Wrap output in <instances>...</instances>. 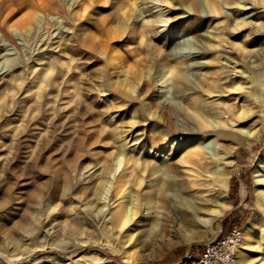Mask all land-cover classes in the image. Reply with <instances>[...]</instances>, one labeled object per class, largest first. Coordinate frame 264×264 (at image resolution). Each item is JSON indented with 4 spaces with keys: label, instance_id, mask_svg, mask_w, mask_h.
<instances>
[{
    "label": "rangeland",
    "instance_id": "374dc122",
    "mask_svg": "<svg viewBox=\"0 0 264 264\" xmlns=\"http://www.w3.org/2000/svg\"><path fill=\"white\" fill-rule=\"evenodd\" d=\"M220 1L223 12L219 14L209 10L206 0H165L163 5L162 1L148 5L152 8L145 14L150 23L163 22L150 29L148 38L137 39L149 48H145L146 55L128 59V63H136L133 72L141 80L131 91L130 86H124L126 82L123 86L119 83L125 79L119 74V61L111 66L104 58L88 55L82 48L76 50L72 44L76 31H91L117 54H131L137 46L128 34L138 23L133 16L126 21L120 15L121 0H92L86 12L75 16L60 8L49 10L60 16L67 28L56 39L59 44L47 37L41 39L46 31L54 30L50 23L32 30L0 28V37L6 38L11 53L0 66V264H203L199 258L205 244L231 230L242 231L254 213V172L264 159V3ZM243 22L252 23L243 26ZM201 42L207 45L203 53ZM240 45L251 54L243 55ZM49 59L53 60L50 66ZM175 65L185 88L173 83L170 70ZM147 84L151 85L149 91L143 88ZM37 100L40 106L35 109ZM229 108L239 118L232 122L233 130L227 128L230 136L219 143L209 130L212 127L201 135L187 133L200 127L209 112L222 118ZM164 111L171 115L167 123L162 119ZM199 136H205L202 142L208 157L217 151L222 157L208 169L217 168L221 175L213 176L226 178V193L196 214L180 210L183 221L171 224L170 232L163 231V217L169 211L159 206L153 209L154 196L151 205L147 204L149 194L159 188V181H154L158 174L153 176L152 169L157 162H178L182 144ZM154 139L168 145V150L155 146ZM104 146L114 156L138 158L142 169L129 177L127 188L142 193V206L126 225L114 194L116 177L105 200L98 199L106 167L98 163L96 152ZM109 160L108 165L113 156ZM262 167L264 176V164ZM65 181L68 187L63 205L69 210L56 215L47 208ZM130 198L126 203H132ZM18 202L22 206L17 213ZM222 207L226 209L210 221L213 211ZM259 216L264 223V213ZM178 224L191 232L192 242H178ZM258 252L256 264H264L263 243Z\"/></svg>",
    "mask_w": 264,
    "mask_h": 264
},
{
    "label": "bare ground",
    "instance_id": "6f19581e",
    "mask_svg": "<svg viewBox=\"0 0 264 264\" xmlns=\"http://www.w3.org/2000/svg\"><path fill=\"white\" fill-rule=\"evenodd\" d=\"M90 1H92V0H67L66 1L67 3L63 4V3H60L58 0H0V21H1L0 22L1 23L0 28L1 27H7V28L9 27L12 30L20 29L22 31V29H25V30L35 29V28L39 27V25L43 22L45 24L50 23V24H53L54 30H52V33H49V32L47 33V31H46V33H44L41 36V39L43 40L47 37L51 40L54 39V41H55L61 33L66 32L67 28H65L63 26L62 19H60L61 18L60 16L55 17L53 14L49 13L48 11L51 9H57L59 11V8H60V10L65 11L67 15L73 16L72 15V13H73L75 16V14L77 15L78 13H81V11L86 12L90 3H91ZM157 1H160V3L162 1V5H163L165 0H121V2L119 3L118 10L120 11V15H122L126 21L129 20V16H133L137 20V23H138V24H136L137 27L132 28L128 34L130 36L129 40L134 39L132 45L136 44V46H137V48L135 50H133V52L131 54L130 53L117 54V52L114 49H112V50L109 49L110 48L109 45L107 46L105 41L100 39L96 33H93L91 31H89L88 33H82V32L80 33L78 31H76L77 33L74 37L75 40H73V42H72L73 46L75 45V47L76 46L79 47V49H77V47H76V50H79V51L81 50V48L84 49V51L88 55H92L93 57L94 56L95 57L100 56V57L104 58L106 62H109V64H111V66H113L114 64H116L119 61L118 62L119 63V70L118 69L117 70L119 71V74L121 77H125V79L120 81L119 83H122L121 85L123 86L124 82H126V85H124V86L125 87L130 86L129 88L131 91L132 87H134L133 85H135L137 83V81L139 80V79L137 80L136 78H138V77L140 78V76H139V74L133 72V67L136 63H133V64L130 62L128 63V59H131V58H134L137 56H141V55H146L145 53L147 52V50H145V48L148 47V44H146L145 42H141V41H140L141 43H139V40H137V39L148 38L147 36H148V32L150 31V29L152 27H155V26L158 27L159 23L163 22V20L160 19L159 21H157V23L155 22L156 20L154 21L155 23H150V21L148 20L149 15L145 14V11L147 9L152 8V7H148V5L149 4H155V2H157ZM260 2L264 3V0H260ZM226 3L230 4V0H226ZM206 4L212 13L219 14L223 10L222 9V7H223L222 2L220 0H206ZM144 5L146 7H144ZM192 5H193L194 9L196 10L197 4H195L192 1ZM146 13H148V12H146ZM230 15H231V13H230ZM78 16L80 17V14ZM250 23H252V22H243V26L249 25ZM241 24L242 23H240V26H238V27H242ZM124 29L125 28H122V30H124ZM89 30H91V29H89ZM61 38L62 37L60 36V39ZM198 41H203V40L200 39ZM55 43L59 44L60 41L58 42L56 40L54 42V44ZM201 43H202L201 44L202 46H201L200 53H203V50H206L207 45L204 44V42H201ZM75 47H74V49H75ZM9 48L10 47L7 43L6 38L0 37V66L1 67L3 64H5L8 61V58H9L8 54H11V53H9V51H10ZM37 48H35V49H37ZM238 50H240L243 55L251 54L250 53L251 51L248 50L247 47H245V46L240 45ZM37 54H39V53H37ZM79 54H80V52L75 53V55H79ZM83 54H85V53H83ZM30 55H31V53H30ZM28 57H27V59H28ZM88 57H90V56H88ZM15 58H14V63H16ZM126 60H127L128 64H124ZM51 61L53 62V60L49 61V66H50ZM54 63H56V62L54 61ZM181 63L185 64V61H181ZM6 68H8V67H6ZM10 69H12V68H10ZM2 71H0V72H2ZM66 71H67V69H66ZM170 72L174 78L173 79L174 85H176L177 87H180V88L181 87L185 88L186 84L182 81V78L180 75L181 73H180V69H179L178 65H175V68L170 70ZM3 74H4V72H3ZM61 74L63 75V72H61ZM65 74H66V72H65ZM62 75H60V77ZM46 77H47V75H46ZM54 77H56V76H54ZM141 78H142V76H141ZM14 79L15 78H13L11 81H14ZM50 80L52 81L53 79H49V81ZM62 80H64V79H62ZM55 81H54V83H56ZM139 81H141V80H139ZM54 83L52 85H54ZM49 84H51V83H47V86ZM241 84H242V82H239V86ZM143 88L145 90L149 91L151 88V85L147 84ZM260 88L262 89L263 87H260ZM88 89L90 91V88H88ZM38 96H39V98L43 97L41 94H39ZM46 97H47V95H46ZM53 101H54V99H53ZM38 102H39V100H37V103L34 105L33 108L37 109L38 106H40ZM51 102H52V100H51ZM43 103H44V101H43ZM84 103H86V101ZM78 106H80V104ZM204 107H205V105H204ZM35 109H33V110H35ZM43 109H44V107H43ZM212 112H209L208 116H206L205 119H202V123H201L200 127H197V129L190 128L189 130H187V133L189 131L190 133L201 135V133L206 128L212 127L209 130H211L213 132V136L215 137V140L217 141V143H219L221 141V139H224V137L230 136L231 132L230 131L227 132L226 130H227V128H230L233 130L232 122L237 121V118H239V116L236 115L234 109L233 108L226 109L224 111L225 113L223 112V115H225V117H222V118L221 117L219 118V116L215 117ZM161 114H162L163 122L164 123L169 122V120L171 119V115L165 111H164V113H161ZM194 114L198 115V111L195 110ZM200 115H202V114H200ZM200 117L203 118L202 116H200ZM216 127H217V129H216ZM94 133L95 132H92V136ZM248 135H249V133H248ZM104 138H106V136ZM98 139L100 140V137ZM107 139H108V137H107ZM204 139H205V136H199L197 139H190V140L184 142L182 144V147L179 149L181 156H180V159L178 162L175 161L174 159L169 160V161H165L163 163L157 162L154 164L153 169L151 168L153 170V172H152L153 176L158 174V176H155L156 180H154V181H159V184H158L159 188H158L157 192H155V191L152 192V189L154 188L155 184L152 182V184H150V186L148 185L149 189L152 193L149 194L147 204L151 205L152 197L154 196L155 197V204L153 205L152 208L155 209L156 207L159 206V207L165 208V210L169 211V213L167 212L166 215L163 217L164 218L163 219V226H162L164 228V230L162 229L163 231H168L171 224L178 223L179 220L183 221V216L179 215L180 210H182L183 213L190 212L192 214H196L195 212L200 211V209L208 208L211 202H213V203L218 202V200H220L219 197L222 198L223 197L222 195H224L226 193L225 192V190H227L226 189L227 182L225 180L226 176L224 177L225 179H219V178L217 179V178H215V176H216L215 174L218 173V170H216L217 168H215V170L211 169L214 171H211L210 169H208V167L214 165L215 162H221L222 157L219 156L218 151L214 157H212V156L208 157V153L206 152L207 149H205V145H203V142H202ZM100 143H102V142H100ZM154 143H155V146L157 145V147L159 149L168 150V148H169V146L166 144L157 143L155 139H154ZM104 144H105V141H104ZM98 145H99V143H98ZM105 146L103 149L98 150L96 152V156L99 158L98 163L102 165V168L104 165L106 167V170H105L106 175L103 174L105 177H103V179H101L102 181L99 183V185L101 184V187L99 186L100 192H99V198L98 199L99 200H102V199L105 200V197L108 194V190L110 189L111 184H113L112 182L114 180V177H116L115 185H114V191H115L114 194L116 197H118L119 213H120V216L122 217L123 224L126 225L130 221L132 214H135V213L138 214L137 210H139L142 206L141 205L142 200L140 199L142 197V193L140 191H138L137 188H133V189H130L129 187H128L129 189L127 188V185L129 184V181H130L129 177H131L134 174V172L140 173V171L142 169H140V167H139L138 158L133 159V160L132 159L127 160V159H124L123 156H120V154H118V155L115 154L116 156H114L113 152L106 151L107 148ZM219 146H221V145H219ZM229 149L230 148L226 147L225 152L229 153ZM112 156H113V162L111 161L108 165L107 163H108L109 157H112ZM263 164H264V159L262 160L261 165L258 166L256 168V171L254 172L255 173V182H256V186H257V189H256L257 200H256V206L254 209V213L249 218V220L247 221V223L245 224V226L243 227V229L241 231L242 236H243V241H242V243L239 247V250H238V263L239 264H256L257 260H258V256H259L258 251L261 248V243L264 244V223H262L260 221L261 218L259 216L260 213H262V214L264 213V176L262 174V168H263L262 165ZM93 167H95V166L93 165ZM86 169H88V168H86ZM67 172H65V173H67ZM147 173H151V171L147 172ZM63 175L66 177L65 174H63ZM91 175L93 176V173ZM152 175H150V176L153 177ZM213 175H215V176H213ZM217 175H221V174H217ZM222 175H224V174H222ZM68 177H70V176H68ZM62 178H63V176H62ZM88 178H91V176ZM220 178H222V177H220ZM66 183H67V181H65L64 183L62 182V185L60 186L59 192L56 196L52 195L50 193L52 195L51 199H52L53 203L48 205L49 208H47V209L50 212H53L54 214L57 213L56 215L61 214L60 211L69 210V208H67L65 205H63L64 204V197H66V192H67V187H68V185L66 186ZM128 197L132 198V203H131V200L129 203L128 202L126 203V200ZM145 197H147V196H145ZM51 199L49 200L50 202H51ZM17 200H19V199H17ZM178 203H181L182 206H179ZM219 204H221V203H219ZM45 205H47V204H45ZM21 206L22 205L18 202L17 207L15 209L13 208L14 211L18 213L21 209ZM104 206H107V204L104 203ZM220 206H223V205H220ZM27 208H28V206H27ZM222 208L219 211H213V214L211 215V218H209V220L211 221L212 219H214L215 216L221 214L222 211L224 210V208L223 209ZM24 211H25L24 209H23V212L21 211L22 215H23V213H25ZM17 213H16V216H17ZM117 213H118V211H117ZM14 216H15V214H14ZM18 216H19V214H18ZM20 217H21V215H20ZM24 218H25V216H24ZM24 218L22 217L23 220H24ZM133 218H134V216H133ZM205 225H207V224L205 223ZM176 226H177V224H176ZM175 231H176L175 234L177 235L178 242L189 243V242H192L194 240V237L192 236L191 232H189L187 229L180 227V225L177 227V229ZM168 232H170V231H168ZM8 233H10V231H8ZM131 237H132L131 239H133V236H131Z\"/></svg>",
    "mask_w": 264,
    "mask_h": 264
},
{
    "label": "built area",
    "instance_id": "2783aa9c",
    "mask_svg": "<svg viewBox=\"0 0 264 264\" xmlns=\"http://www.w3.org/2000/svg\"><path fill=\"white\" fill-rule=\"evenodd\" d=\"M243 241L241 230L234 229L223 237H214L204 246L199 258L203 264H239L238 250Z\"/></svg>",
    "mask_w": 264,
    "mask_h": 264
},
{
    "label": "crops",
    "instance_id": "0c3cea01",
    "mask_svg": "<svg viewBox=\"0 0 264 264\" xmlns=\"http://www.w3.org/2000/svg\"><path fill=\"white\" fill-rule=\"evenodd\" d=\"M203 254V253H202Z\"/></svg>",
    "mask_w": 264,
    "mask_h": 264
}]
</instances>
